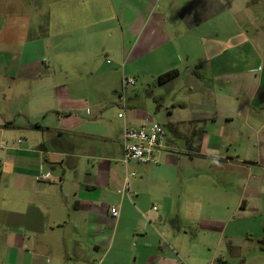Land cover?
I'll return each instance as SVG.
<instances>
[{"label": "crops", "instance_id": "1", "mask_svg": "<svg viewBox=\"0 0 264 264\" xmlns=\"http://www.w3.org/2000/svg\"><path fill=\"white\" fill-rule=\"evenodd\" d=\"M237 5L0 0V43H24L23 51L0 48V264H264V218L249 219L262 214L264 193L254 190L246 199L251 184H243L239 154L245 141L263 150L264 70L253 72L264 61L258 68L235 64L231 57L243 59L244 51H228L218 39L223 34L227 43L229 25L239 26L229 14ZM24 7L27 16L19 11ZM53 7L63 17L51 28ZM40 23L62 32L61 58L44 57V42L35 36ZM103 38L106 51H95ZM100 53L116 63L103 76L140 82L156 115L166 111L167 127L196 139L184 148L166 134L159 164H124V123L141 126L150 113L141 94L122 102L118 84L109 87L114 98L93 81ZM118 62L125 64L121 77ZM171 70L178 75L161 82ZM230 151L235 156L223 154ZM198 163L217 168L224 181L186 177L185 169ZM254 164L264 169V156L257 154ZM130 172L137 194L129 198L118 190ZM40 173L49 180H37ZM252 179L259 183L261 176ZM174 208L179 219L171 222Z\"/></svg>", "mask_w": 264, "mask_h": 264}, {"label": "rangeland", "instance_id": "2", "mask_svg": "<svg viewBox=\"0 0 264 264\" xmlns=\"http://www.w3.org/2000/svg\"><path fill=\"white\" fill-rule=\"evenodd\" d=\"M229 2H234L235 0H228ZM52 1H50L51 3ZM49 3V4H50ZM237 7H230L229 9V14L237 20L238 23V27L234 28L229 25L228 27V35H227V40L228 42L225 43L223 41L224 37L223 34H220V37L218 39H220V43L221 45H227L228 47V51H244L245 55L244 58L241 59L240 57L237 56H233L231 58L234 59V63L235 64H244L245 66H252L254 68H258L260 62L264 61V0H237ZM230 6V5H229ZM241 7V8H240ZM21 10V11H20ZM28 12L27 8L24 7L23 9L19 8V11L21 12V16H27L26 12ZM46 11L47 7L43 8V9H37V17L38 14H40L41 11ZM4 15H9V13L5 12ZM63 17V12L62 10L58 7H53L48 9V16H47V20L50 21L51 23H49V26L51 28H54L58 25V23L60 22L61 18ZM231 24V23H230ZM40 25L42 26V28H38L36 26V33L35 36L38 35V37L41 38V40L44 42V50L46 51L45 54V58L49 59V58H61V56L58 54V51H64L62 49L61 46V42L62 40L60 39V33L62 34V32H60V30H56V29H52L50 31H45L44 29V23H40ZM47 26H45L46 28ZM240 29H242L244 34L240 33ZM113 35H111L110 33H108V35L106 36L111 37ZM105 38V37H104ZM99 42V46L98 49L95 51H106L103 49V46L100 47V45L102 43H107L105 42V40ZM214 38V37H212ZM242 42V46L239 47V49H232V47H230V45L234 44V42ZM12 42V41H11ZM14 44H6V43H0V48H5L6 51H23V46L24 43L20 44V39L19 38H15L13 40ZM40 45V44H39ZM113 44H111V47ZM116 51H118V47L116 45L115 47ZM42 51V50H41ZM108 51V50H107ZM257 55V56H256ZM107 60L110 61V64L107 63ZM244 60V61H243ZM118 73L116 76L121 77V75L123 74V69H124V63L123 62H118ZM89 65V64H88ZM87 65V66H88ZM87 66H85V68L87 69ZM97 68L99 67V75L96 76L94 75L93 77V81L96 82L97 84L106 87V95L107 96H111L115 98V95L112 94V90L109 87H114L116 86V84H118L119 87V91L121 93L122 91V84L120 83V79L118 80L117 78H113L110 76H103V74L106 75V73L111 69V67L116 66V63L114 61V57L110 54L106 55L105 53H100L97 61H96V65ZM264 70V64H262L261 69L253 72V74H259L262 73V71ZM60 73L57 76H51V79L57 80L59 78ZM73 76V75H72ZM74 77V76H73ZM129 78V77H126ZM117 80V81H116ZM114 82V84H113ZM138 91H135V90ZM155 90V89H153ZM119 93V94H120ZM135 93L137 94H141L142 99L141 101L143 102V106L144 109L146 111H148L150 113V121L151 122H156L159 123L161 125H165L163 126L166 130V134L167 136L171 139L174 140L175 142H177V144L180 147H186V145H188L190 142H192V138L196 139V137H192V136H185L184 134L181 136H177L175 135L174 132H172L168 127H167V123H165V116H166V111L162 112V114H160L159 116L156 115V103L153 100H147L146 98H144V93H145V88H143V85L140 82H137L136 80V84L134 86H128L126 88V99L127 101H129V97H136ZM133 95V96H132ZM263 97L264 96V88H261L258 97ZM260 97V98H261ZM135 102H139L140 100L135 99ZM258 107H260V117L264 118V102H261ZM123 113V112H122ZM117 117V116H116ZM191 139L189 141V143L187 144V139ZM252 139L254 137H251ZM242 139H246L245 137H242ZM262 143H260L261 145ZM261 150L260 153H257L255 151L250 150V148L247 147V143L246 141L243 143L242 148L240 149V156L242 157V163H240V165L244 166V168L242 169L243 174H242V179H243V184H246V182H248L249 184H251V189L247 190V195L248 197L246 199H248L249 201L252 200V197L254 196L252 194V192L255 190H259L260 192L264 193V169H258L254 163L255 160H257V154H260L261 156H264V146L261 145ZM233 154L235 156V151H230V153H223L225 155L227 154ZM196 157H198L196 155ZM205 158H197L198 161L200 160H204ZM202 163V162H201ZM131 165H135L134 162H131ZM200 163H198L196 165V167L194 169H189L186 168V172H185V176L186 177H190V178H203V179H207V181H211L212 179H219L224 181V177L225 174L219 172V170L217 168H211L209 167L207 168H201L200 167ZM259 175L261 176V179L259 180V183L256 180L252 179V176H256ZM256 185V186H255ZM228 187H230V185H228ZM257 201V200H256ZM261 203H263L264 205V198L261 201ZM262 214L258 216L255 215H251V217L249 218L250 221H261L264 218V206H263V210H261ZM178 213H176V209L174 208L172 213H170V218H171V222H175V220H178ZM263 216V217H262ZM195 234L200 235L199 231H194Z\"/></svg>", "mask_w": 264, "mask_h": 264}, {"label": "built area", "instance_id": "3", "mask_svg": "<svg viewBox=\"0 0 264 264\" xmlns=\"http://www.w3.org/2000/svg\"><path fill=\"white\" fill-rule=\"evenodd\" d=\"M110 62V61H108ZM136 80L134 78H123L122 91L119 99L125 101L126 88L134 86ZM120 118H125L124 113L119 114ZM166 142L165 128L156 122L148 121L141 126H131L127 122L124 123L122 133L123 157L122 162L127 164L130 161H136L140 164H159L160 151L163 149ZM1 163V159H0ZM136 172H130L125 178V186L118 190V193L127 195L129 198L137 193H132L129 186V178L135 176ZM50 174L40 173L37 180L48 181ZM153 210L157 211V207L153 206ZM111 214L115 217L119 216V211L116 207L111 208ZM146 217V216H145Z\"/></svg>", "mask_w": 264, "mask_h": 264}, {"label": "trees", "instance_id": "4", "mask_svg": "<svg viewBox=\"0 0 264 264\" xmlns=\"http://www.w3.org/2000/svg\"><path fill=\"white\" fill-rule=\"evenodd\" d=\"M179 71L178 70H171L169 72H166L164 74H162L160 77H159V80L161 82H165V81H169L173 78H175L177 75H178ZM264 241V240H263Z\"/></svg>", "mask_w": 264, "mask_h": 264}]
</instances>
